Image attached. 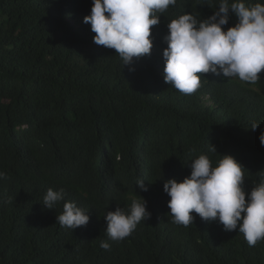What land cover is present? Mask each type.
<instances>
[{"label":"trees","instance_id":"16d2710c","mask_svg":"<svg viewBox=\"0 0 264 264\" xmlns=\"http://www.w3.org/2000/svg\"><path fill=\"white\" fill-rule=\"evenodd\" d=\"M219 3L169 6L151 54L129 71L94 43L84 23L92 0H0V264H264V240L249 247L238 229L194 212L187 227L173 223L163 189L190 176L200 155L213 167L235 157L246 192L264 176V71L255 84L203 74L191 95L164 81L168 23L186 13L203 21ZM237 22L233 14L224 30ZM49 188L65 192L53 209L42 204ZM143 198L151 218L111 240L107 212ZM66 202L88 212L87 226L57 223Z\"/></svg>","mask_w":264,"mask_h":264},{"label":"clouds","instance_id":"9594fccd","mask_svg":"<svg viewBox=\"0 0 264 264\" xmlns=\"http://www.w3.org/2000/svg\"><path fill=\"white\" fill-rule=\"evenodd\" d=\"M176 3L177 0H92L91 14L84 17V23L91 25L95 44L114 49L124 67L134 71V62L152 52L154 43L150 37L153 26L160 23V14ZM233 14L238 22L225 31ZM167 28L164 81L182 94L195 93L201 86V77L208 73L246 84L261 79L264 3L246 5L244 0H220L218 10L203 21L186 13L169 22ZM259 126L253 122L251 129ZM259 141L264 146V131ZM209 151L217 149L211 145ZM222 156L218 166L213 167L207 155H200L192 160L190 176L179 182L174 178L165 181L169 214L173 223L185 227L195 220L193 212L206 222L218 220L226 231L238 229L249 247H254L264 240V176L246 192L244 166L232 155ZM6 178V173L0 171V179ZM137 186L148 191L144 180H138ZM64 198L63 189L49 188L42 204L53 209ZM151 215L144 198L133 199L128 211L117 207L107 212L106 233L111 240H123ZM89 221L88 212L74 202H66L63 212L57 215V223L74 231ZM100 247L111 249L106 241H101Z\"/></svg>","mask_w":264,"mask_h":264}]
</instances>
